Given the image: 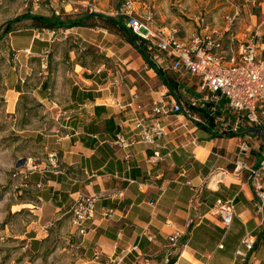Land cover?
I'll list each match as a JSON object with an SVG mask.
<instances>
[{
    "label": "crops",
    "instance_id": "0c3cea01",
    "mask_svg": "<svg viewBox=\"0 0 264 264\" xmlns=\"http://www.w3.org/2000/svg\"><path fill=\"white\" fill-rule=\"evenodd\" d=\"M152 3L158 18L156 0ZM81 4L84 1L78 2ZM256 4L263 12L264 0H235L232 6L214 8L221 18L218 24L209 18L227 39V17L240 9L231 31L239 40L246 41L256 28L264 35V16L262 12L261 16L255 13ZM119 5L120 2L114 11L101 14L114 17ZM64 7L69 14L77 12ZM59 31L65 36H78L81 43L97 46L106 63L96 70L77 62L67 64L64 85L53 86L45 81L38 88L42 102L60 108V125L56 133L38 137L40 148L35 158L43 161L49 151L57 152L62 173L31 174L25 185L33 191V202L38 205V220L28 239L31 250L42 251L52 229L58 227L62 234L71 235L72 246L81 250L76 264H164L170 251L171 260L177 264H264V216L255 208L256 197L247 173L234 172L239 145L246 135L253 147L243 158L249 165L258 166L264 153L259 130L245 124L236 134L222 132L235 121L224 100L213 116L193 107L194 115L206 120L208 126L182 118L183 124L175 127L172 117L165 118L168 135L160 141L164 160L152 164V153L146 145H114L119 133L131 135L128 120L132 116L123 106L135 93L149 104L152 100L169 101L176 90L169 93L140 53L107 29L76 27ZM26 34V46L17 49L30 48L33 57L41 56L56 40ZM158 69L166 76L173 72ZM114 77L120 78L119 85H112ZM174 80L186 83L176 77ZM193 84L185 85V90L178 85L180 93L185 94L195 86L194 95L187 94L189 101L202 97ZM15 90L16 85L9 88L10 92ZM193 138L197 139L195 145L191 143ZM231 162L234 166L228 168ZM197 191L198 199L191 206ZM88 196L99 197L96 215L86 222L85 234L79 235L71 225L69 211L76 200ZM219 199L234 203L230 229L223 227L215 213ZM107 210L114 211L111 219L102 217ZM189 221L192 225L187 229ZM176 231L182 235L172 249L168 239ZM249 235L256 240L254 249L245 258L236 256L238 249H244L242 240ZM220 245L224 248L220 249Z\"/></svg>",
    "mask_w": 264,
    "mask_h": 264
},
{
    "label": "built area",
    "instance_id": "2783aa9c",
    "mask_svg": "<svg viewBox=\"0 0 264 264\" xmlns=\"http://www.w3.org/2000/svg\"><path fill=\"white\" fill-rule=\"evenodd\" d=\"M82 1L84 4L81 5L87 6V13L101 14V10L96 5L87 3L89 0ZM225 1L231 6L235 2V0ZM34 2L39 3L40 0H34ZM62 3L71 7L72 10L78 4L75 0H62ZM176 6L183 7L180 3ZM240 12V9H236L233 16L227 17L228 25L225 33L228 34V38L225 39L224 34H221L214 26L207 14L202 13L195 18L194 26L189 29L176 25L164 26L158 23L152 0H120L114 17H124L125 26L138 37V43L145 45L158 68L188 75L192 79L197 78V91L202 97L192 98L190 101L184 100L182 93L174 91L169 101L152 100L151 103L146 104L139 99L137 93L132 94L131 101L123 106L132 116L128 120L131 135L126 137L123 133H119L114 145L129 148L136 143H142L152 153L149 157L150 163L163 161L160 141L168 135L164 119L183 118L206 127L207 121L193 115L191 108H199L213 116L223 100L233 113L235 121L231 126L230 124L225 126L222 132L236 134L242 125H253L264 139V35H261L256 28L252 31L249 40H239L232 33L231 27ZM55 13L60 16L58 11ZM262 14L264 16V8ZM44 35H47L50 41H54L57 32L44 30ZM20 52L31 55L30 48ZM48 54L49 51L44 50L41 56L47 57ZM120 82L119 77H114L112 85H119ZM183 126L188 127V123H184ZM196 141L197 139L193 138L192 145H195ZM251 151L249 141L242 140L239 145L240 154L234 162V172L247 173L248 182L256 197L255 208L264 216V153L258 166L249 165L243 156ZM48 173H62L58 154L55 151H49L43 161H38L32 156L27 157L25 165L18 168L14 176L28 181L31 174ZM198 194V191L195 192L191 206L196 203ZM98 200L97 196L81 197L71 206L70 222L79 235L85 234L86 222L95 217ZM113 213V210H107L102 217L111 219ZM215 213L220 217L223 227L230 229L234 219L233 201L217 200ZM191 225L192 222L189 221L186 228L189 229ZM181 235L182 232L176 231L169 237L168 241L172 249L176 247ZM255 243L253 236L245 237L242 240L244 249H238L236 256L247 257L248 253L254 249ZM219 248L224 247L220 245ZM172 255L173 252L170 251L164 264L170 263ZM145 264L152 263L146 261Z\"/></svg>",
    "mask_w": 264,
    "mask_h": 264
},
{
    "label": "rangeland",
    "instance_id": "374dc122",
    "mask_svg": "<svg viewBox=\"0 0 264 264\" xmlns=\"http://www.w3.org/2000/svg\"><path fill=\"white\" fill-rule=\"evenodd\" d=\"M119 2L120 0H89L87 3L110 13ZM174 3H180L183 7L178 8ZM156 4L159 24L186 29L193 27V21L202 13L211 16L218 24L221 18L216 14L217 10L231 6L225 0H156ZM63 5L65 6L62 0H40L39 3L34 0H0V264H76L81 256L80 248L72 246V236L62 234L58 227L52 229L48 244L42 251L37 253L31 250L28 239L33 231L32 226L38 220V205L33 202V191L25 186L27 181L14 176L21 159L37 156L40 148L38 137L56 133L60 125V108L40 100L38 88L42 83L49 81V85H64L63 74L67 64L77 62L87 69L96 70L106 63L97 46L81 43L78 36H65L60 31L55 42L46 49L49 51L47 57H33L20 52L18 49L25 47L28 41L26 33L41 34L39 38H47V35H42L41 29L35 28L31 20L14 23L12 32L5 33L8 23L25 14L52 16L58 11L63 18H77L87 13V6L77 4V12L69 14ZM66 9L70 10L69 7ZM254 11L261 16L262 8L257 4ZM89 22L96 23L98 27L103 26L98 18ZM108 32L122 37L110 30ZM167 77L172 80L176 77L179 81L186 82L177 83L178 93V85H182L185 90V85L198 83L197 78L173 72L168 73ZM13 85H16V90L10 92L9 88ZM192 87L186 94L182 93L184 100L188 98L187 94L194 95L195 86ZM169 93L172 94V91L169 90ZM191 112L194 115L195 111ZM171 119L174 120L175 127L183 124L182 118ZM246 138L247 135L244 140L249 141V145L253 147V142ZM233 166L232 162L228 164V168Z\"/></svg>",
    "mask_w": 264,
    "mask_h": 264
},
{
    "label": "trees",
    "instance_id": "16d2710c",
    "mask_svg": "<svg viewBox=\"0 0 264 264\" xmlns=\"http://www.w3.org/2000/svg\"><path fill=\"white\" fill-rule=\"evenodd\" d=\"M99 19L103 22V28L110 30L112 32L118 33L124 38V40L131 44L144 58L149 68L153 69L163 84L170 90L174 91L177 88V83H175L171 78L167 77L161 70H159L154 63L151 61L149 53L146 50V47L143 43H138V37L132 33L124 24V17L118 16H105L101 14H90L86 13L85 15L77 18L66 17L63 18L61 15L58 16L53 14L52 16H41L33 14H25L14 21L8 23L5 33L9 34L12 32L11 27L14 23L20 22L23 20H31L35 24L36 29L49 30L58 32L59 30H68L71 28L81 27V28H94L98 27L96 23H90V20ZM230 136L229 138H232ZM174 261H170L169 264H173Z\"/></svg>",
    "mask_w": 264,
    "mask_h": 264
},
{
    "label": "water",
    "instance_id": "95a60500",
    "mask_svg": "<svg viewBox=\"0 0 264 264\" xmlns=\"http://www.w3.org/2000/svg\"><path fill=\"white\" fill-rule=\"evenodd\" d=\"M26 162V158L21 159L18 164H17V168H21L25 165Z\"/></svg>",
    "mask_w": 264,
    "mask_h": 264
},
{
    "label": "bare ground",
    "instance_id": "6f19581e",
    "mask_svg": "<svg viewBox=\"0 0 264 264\" xmlns=\"http://www.w3.org/2000/svg\"><path fill=\"white\" fill-rule=\"evenodd\" d=\"M218 179V178H217Z\"/></svg>",
    "mask_w": 264,
    "mask_h": 264
}]
</instances>
